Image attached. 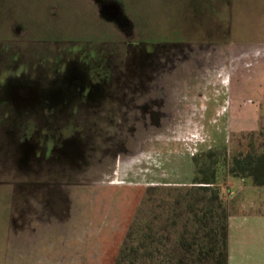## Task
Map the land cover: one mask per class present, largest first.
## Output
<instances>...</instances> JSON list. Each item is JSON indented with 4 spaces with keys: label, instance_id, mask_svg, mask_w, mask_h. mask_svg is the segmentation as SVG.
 <instances>
[{
    "label": "rangeland",
    "instance_id": "rangeland-1",
    "mask_svg": "<svg viewBox=\"0 0 264 264\" xmlns=\"http://www.w3.org/2000/svg\"><path fill=\"white\" fill-rule=\"evenodd\" d=\"M65 2L70 43L46 41L42 49L53 55L36 57L32 73L52 79L88 61L89 75L110 94L93 106L79 100L62 115L88 143L80 169L42 165L38 180H63L39 194L53 199L18 184L16 205L12 187H0V264H116L147 187L192 184L199 153L210 162L214 150L224 163L264 147V0H125L133 36L99 24L80 0ZM76 37L98 41L74 44ZM140 37L153 40L144 53L133 46ZM24 111L22 126L32 120ZM237 181L222 184L230 211Z\"/></svg>",
    "mask_w": 264,
    "mask_h": 264
},
{
    "label": "flooded vegetation",
    "instance_id": "flooded-vegetation-1",
    "mask_svg": "<svg viewBox=\"0 0 264 264\" xmlns=\"http://www.w3.org/2000/svg\"><path fill=\"white\" fill-rule=\"evenodd\" d=\"M65 1L0 0V187H12L16 205H21L17 197L18 184L30 185L32 194L38 199L54 198L41 197L39 194L47 195V192L53 190V184L62 185L63 180L47 178L44 181L38 180L40 171L43 170L42 165L44 168L48 164L46 169L51 171L55 162L59 165L68 161V164L71 162L75 168H82L88 141H84L80 132H75L76 129L75 131L67 129L62 115L71 106L75 108L79 100L80 103H89L93 106V103L99 104L98 101L106 94H110L89 75L87 70L92 66L88 61L85 64L79 62V72H71L72 67L68 64L61 74L52 79L46 70L40 71L39 74L32 73L31 68L36 57L38 59L43 57L48 61L47 53L53 55L52 49L46 53L43 51L42 46L46 41L70 43L63 38L65 34H69L70 28L69 22H66ZM80 2L85 5V14L89 12L100 17V20L96 17L99 24L106 27H108L106 24L113 25L126 36L134 35L135 25L125 8V0ZM70 3L71 0L68 4ZM77 24L79 23L76 22V26ZM108 28L113 30L111 27ZM76 38L80 41L74 44L98 41L94 38L85 40ZM132 41L133 46H137L138 51L144 53L146 45L153 40L140 37ZM123 42L132 44L126 39ZM131 57L134 62L143 59L138 57V54ZM84 60L86 56L81 61ZM13 69L20 71L9 74ZM87 88L92 91L88 93L89 95L86 94ZM76 98L77 100H74ZM21 110H26L24 112L32 116L31 124L22 126L24 123L17 117ZM7 118L12 120L10 125L5 124ZM18 129L19 132H15ZM9 132L14 133L9 137L7 136ZM22 166H26L28 171H23ZM10 170L14 171V176L8 175L11 174ZM25 174L28 176L34 174L35 180L31 177V182L18 181ZM66 183L70 184V181ZM41 190L43 193H40Z\"/></svg>",
    "mask_w": 264,
    "mask_h": 264
},
{
    "label": "trees",
    "instance_id": "trees-1",
    "mask_svg": "<svg viewBox=\"0 0 264 264\" xmlns=\"http://www.w3.org/2000/svg\"><path fill=\"white\" fill-rule=\"evenodd\" d=\"M229 147H226V150ZM195 157L190 185L147 187L116 264H229L227 177L264 186V147L237 151L224 163Z\"/></svg>",
    "mask_w": 264,
    "mask_h": 264
},
{
    "label": "crops",
    "instance_id": "crops-1",
    "mask_svg": "<svg viewBox=\"0 0 264 264\" xmlns=\"http://www.w3.org/2000/svg\"><path fill=\"white\" fill-rule=\"evenodd\" d=\"M235 183L238 202L229 215V264H264V200L258 198L264 186L250 178ZM229 194L235 196L234 190Z\"/></svg>",
    "mask_w": 264,
    "mask_h": 264
}]
</instances>
